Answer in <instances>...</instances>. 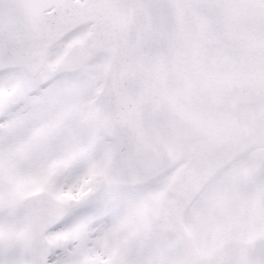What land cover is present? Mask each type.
<instances>
[{
    "label": "snow or ice",
    "instance_id": "6c2138e0",
    "mask_svg": "<svg viewBox=\"0 0 264 264\" xmlns=\"http://www.w3.org/2000/svg\"><path fill=\"white\" fill-rule=\"evenodd\" d=\"M0 264H264V0H0Z\"/></svg>",
    "mask_w": 264,
    "mask_h": 264
}]
</instances>
